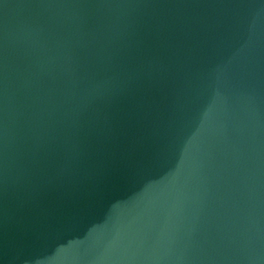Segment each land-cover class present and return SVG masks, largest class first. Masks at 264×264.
I'll return each mask as SVG.
<instances>
[{"label":"water","instance_id":"obj_1","mask_svg":"<svg viewBox=\"0 0 264 264\" xmlns=\"http://www.w3.org/2000/svg\"><path fill=\"white\" fill-rule=\"evenodd\" d=\"M0 264H264V0H0Z\"/></svg>","mask_w":264,"mask_h":264}]
</instances>
